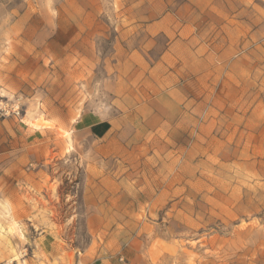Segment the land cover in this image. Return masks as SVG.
<instances>
[{"label": "rangeland", "instance_id": "obj_1", "mask_svg": "<svg viewBox=\"0 0 264 264\" xmlns=\"http://www.w3.org/2000/svg\"><path fill=\"white\" fill-rule=\"evenodd\" d=\"M0 264H264V0H0Z\"/></svg>", "mask_w": 264, "mask_h": 264}]
</instances>
